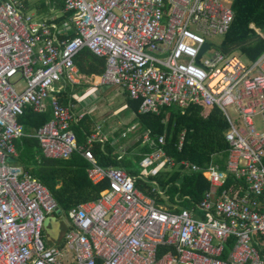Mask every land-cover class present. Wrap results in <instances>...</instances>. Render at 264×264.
I'll return each mask as SVG.
<instances>
[{
	"label": "built area",
	"instance_id": "obj_1",
	"mask_svg": "<svg viewBox=\"0 0 264 264\" xmlns=\"http://www.w3.org/2000/svg\"><path fill=\"white\" fill-rule=\"evenodd\" d=\"M62 1L71 13L64 26L54 21L52 4L41 19L19 0H0V264H264V50L248 60L206 39L227 32L232 0ZM68 31L74 35L59 36ZM256 32L264 39L263 30ZM82 48L104 57L103 72L79 71L73 59ZM84 82L122 86L139 100V113L194 103L220 110L224 167L179 162L210 185L198 202L178 207L189 197L176 193L174 202L158 203L124 167L98 163L91 145L103 137L91 133L78 143L71 125L83 113L60 98L67 86ZM48 103L51 118L29 134L42 153L68 159L78 152L89 180L108 182L97 198L67 211L16 161L15 141L26 135L20 116L26 108L45 112ZM144 141L156 148L142 166L174 165L157 145L163 135L154 142L147 130ZM49 214L66 225L52 246L42 228Z\"/></svg>",
	"mask_w": 264,
	"mask_h": 264
},
{
	"label": "trees",
	"instance_id": "obj_2",
	"mask_svg": "<svg viewBox=\"0 0 264 264\" xmlns=\"http://www.w3.org/2000/svg\"><path fill=\"white\" fill-rule=\"evenodd\" d=\"M21 3L25 10L34 12L41 19L50 12L49 7L52 4L59 11L54 21L60 26L68 24L71 13L62 11V0H23ZM231 7L234 17L218 47L223 52L237 51L248 60H254L264 50V39L256 32V29L264 30V0H232ZM73 35L72 31L59 34L62 38ZM73 60L79 71L86 75L100 74L104 70V57L95 55L88 48H82ZM125 98L141 128L148 129L151 140L158 142V136L163 135V143L157 145L174 161V165L165 162L156 173L147 177L138 176L139 172H136L130 161L110 156L109 150L104 145L101 146V142L95 141L91 150L98 163L103 166L124 167L131 175L136 176L135 185L157 202L162 200L152 181L159 188L165 187L171 202H174L172 197L176 193L179 197H189L180 202L182 206H187L189 201L198 202L210 185L200 172L184 173L179 162L186 160L202 167L212 162L218 163L220 168L224 167L228 144L223 135L226 121L220 110L215 106L194 103L185 108L175 105L162 107L158 113H139V100L131 99L127 92ZM69 99L73 103L76 101L72 93L68 96L63 91L60 101L66 104ZM50 114L47 111L34 112L30 108L24 110L19 121L23 124L26 135L15 141L16 161L23 164L48 188L62 211H67L81 202L97 198L100 191L108 186V182L105 179L93 184L86 173L88 163L78 152H74L68 159L47 157L42 153L38 140L29 134L48 121ZM88 121V115H83L77 123L71 125L78 143H84L90 134ZM182 132L183 142L178 148ZM155 148V145L145 144L140 151L148 153ZM139 156L140 154L134 155L135 158ZM262 161L264 164V156Z\"/></svg>",
	"mask_w": 264,
	"mask_h": 264
},
{
	"label": "rangeland",
	"instance_id": "obj_3",
	"mask_svg": "<svg viewBox=\"0 0 264 264\" xmlns=\"http://www.w3.org/2000/svg\"><path fill=\"white\" fill-rule=\"evenodd\" d=\"M23 0H19V2H22ZM29 2H34L35 0H26ZM54 14H58L59 11L53 12ZM206 39L211 42L215 46H219L220 42L222 40V37L220 35H214L211 37H206ZM77 86L72 93L75 94L78 98L81 95V92L85 89L79 91ZM93 93L96 94L95 97H93ZM89 95V96H87ZM87 97L82 98L83 102L86 104L85 108L83 110L88 111V114L90 117L93 118V124H101L102 127L106 128H116V131L119 134L120 132L127 133V136L124 138L128 140L130 138V134L135 132L139 126V122L136 119V116L134 112L128 107L126 101H125V93L122 86L114 85V86H108V87H97L95 89H90L89 92L86 94ZM76 97V99H77ZM90 99V100H89ZM47 102H49V99H47ZM91 102V104H89ZM79 104V102H77ZM89 104V105H88ZM79 107L75 105V109H78ZM52 109L49 106L47 112L50 114ZM52 114V113H51ZM50 114V116H51ZM116 134V135H117ZM142 145L138 146V149L140 151ZM137 155V154H134ZM134 155H126L124 158H126L128 161H130L136 170V172L143 173V175L151 172L156 171L157 167L155 164H157L160 160H154L149 166H141L139 163L142 157L140 155L138 158H135ZM160 167H158L159 170ZM127 170V169H126ZM154 185V189L157 191L158 186ZM162 190L165 189V187H160ZM159 188V189H160ZM161 200L168 201L170 199L169 192L167 190L164 191L163 195H158ZM176 205L179 207L182 206V204L176 203ZM62 221L64 222V217H60ZM62 240V239H61ZM44 241L46 242L45 238Z\"/></svg>",
	"mask_w": 264,
	"mask_h": 264
},
{
	"label": "crops",
	"instance_id": "obj_4",
	"mask_svg": "<svg viewBox=\"0 0 264 264\" xmlns=\"http://www.w3.org/2000/svg\"><path fill=\"white\" fill-rule=\"evenodd\" d=\"M55 11L57 12L58 10H54V12ZM58 14H56V15H58ZM77 86H80V87H78L79 91L82 90L83 88H85V89L81 92V95L79 98L75 94L74 95L72 94V96H74L75 98L77 97V99L74 103L73 102H71V103L73 105L74 110H76L79 113H83L84 116L88 115L89 121L87 122V125L90 128V134L91 133H97L100 137H103L105 139L103 141V143L101 144V146L104 145V147L107 150H109L108 152H110L109 153L110 156L117 157V158H124L126 155H130V154L131 155H134V154L142 155V157L140 159V163H139L141 165V162H142L143 158L145 157V155L147 154V152L141 153V151H139V149H138V146L139 145H145V144L149 145L148 142L144 141V137H145L148 129H143V128H141L140 124H138L139 128L135 132L130 134V138L128 140H126V139H124L127 136V133H125V131L117 134L118 132L116 131V128H109L108 129L104 126L102 127V125L99 123L94 125L92 122L93 118L90 117V115L88 114V111L83 110V108H85L86 104L83 102L82 98L89 96V95L86 96V94L89 92V88L95 89L98 86H94V85L89 84L87 82H84L81 84H76L73 86H67V88L65 90L66 94L68 96H70V94L76 90L75 88ZM124 93H126L125 90H124ZM95 96H96V94L93 93V97H95ZM125 101H126V98H125ZM77 102H79V104ZM89 104H91V102ZM75 105L78 106L79 108L75 109ZM51 116H52V114H51ZM152 151H154V150H152ZM148 153H150V152H148ZM156 167L158 170V167H161V166L156 165ZM156 171L155 170L151 171L145 175H143V173H139L138 176L147 177V175L154 174V173H156ZM163 191H165V189ZM158 203H165V202H163V200H162L161 202H158Z\"/></svg>",
	"mask_w": 264,
	"mask_h": 264
},
{
	"label": "water",
	"instance_id": "obj_5",
	"mask_svg": "<svg viewBox=\"0 0 264 264\" xmlns=\"http://www.w3.org/2000/svg\"><path fill=\"white\" fill-rule=\"evenodd\" d=\"M264 33V30H263ZM208 43H204L199 51V54L208 47ZM43 232L46 243L49 246L60 244L61 239L66 231L65 222L55 214H49L43 221Z\"/></svg>",
	"mask_w": 264,
	"mask_h": 264
}]
</instances>
